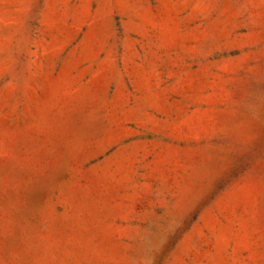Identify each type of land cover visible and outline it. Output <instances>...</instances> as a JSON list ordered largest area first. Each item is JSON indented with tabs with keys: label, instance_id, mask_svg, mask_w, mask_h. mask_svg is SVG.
I'll return each mask as SVG.
<instances>
[{
	"label": "rangeland",
	"instance_id": "obj_1",
	"mask_svg": "<svg viewBox=\"0 0 264 264\" xmlns=\"http://www.w3.org/2000/svg\"><path fill=\"white\" fill-rule=\"evenodd\" d=\"M0 264H264V0H0Z\"/></svg>",
	"mask_w": 264,
	"mask_h": 264
}]
</instances>
